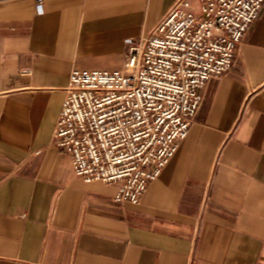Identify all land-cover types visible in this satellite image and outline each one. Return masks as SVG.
Wrapping results in <instances>:
<instances>
[{"label": "crops", "instance_id": "obj_1", "mask_svg": "<svg viewBox=\"0 0 264 264\" xmlns=\"http://www.w3.org/2000/svg\"><path fill=\"white\" fill-rule=\"evenodd\" d=\"M176 0H0V264H264V6L140 204L53 145L73 69L120 70Z\"/></svg>", "mask_w": 264, "mask_h": 264}, {"label": "built area", "instance_id": "obj_2", "mask_svg": "<svg viewBox=\"0 0 264 264\" xmlns=\"http://www.w3.org/2000/svg\"><path fill=\"white\" fill-rule=\"evenodd\" d=\"M263 6L176 0L148 34L127 41L122 69H73L53 145L75 174L117 184L116 201L140 204L191 132L208 82L234 67Z\"/></svg>", "mask_w": 264, "mask_h": 264}]
</instances>
